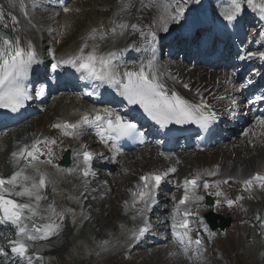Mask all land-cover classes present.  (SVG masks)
<instances>
[{"label":"snow or ice","instance_id":"snow-or-ice-1","mask_svg":"<svg viewBox=\"0 0 264 264\" xmlns=\"http://www.w3.org/2000/svg\"><path fill=\"white\" fill-rule=\"evenodd\" d=\"M248 4L258 8L264 14V0H261L259 4L254 3V0H248ZM129 7L130 5L123 4L122 10H127ZM19 9L21 13L25 12L23 0H19ZM64 10L68 11L67 8ZM183 11L184 9L180 8L175 15H168L171 20L176 21L179 20ZM240 12L241 7L238 0H232L231 7L225 10L222 16L228 24H232ZM10 20L13 25L11 30L16 32L15 25L18 23L16 16L11 15ZM161 20L163 30L167 32L168 21L163 16ZM0 23H3L2 13H0ZM154 26L155 24L152 25V27ZM4 27L7 28L8 24L5 23ZM116 27L121 30V34H124L128 29L133 32L138 31L136 24L117 23ZM94 35L95 33H93ZM141 35L146 44L154 45L157 38L154 31L149 30L147 34L141 32ZM86 47L87 44L83 45L77 54L60 61L59 64L72 67L76 72L81 73L85 79L98 81L100 85H107L109 88L115 89L117 95L122 97L128 105L139 106L151 120L161 127L174 123L177 125L195 124L201 129H207L216 120V113L203 99L198 103H191L175 90L167 87L162 74L156 69L154 56L129 70L125 65L116 62L119 61L124 50L98 54L96 46H93V50L85 54ZM253 57H258L264 61V52H250L247 57H241V59ZM35 63H37V55L31 42L22 46L19 37L13 39L6 34H0V108L16 112L30 99L24 81ZM59 64L52 65V70L55 71ZM183 86L188 87L187 84ZM43 94L44 89L40 88L37 91V96ZM88 95L97 96L99 93L92 91ZM261 100H264V96L250 100L249 103L254 104ZM84 126L94 127L101 142L105 144L111 142V147L116 151H119L116 142L121 138H134L138 135L134 123L108 108L97 110L91 116L84 114L76 123L65 121L52 125L53 128L60 129L63 135L73 138L79 137L80 129ZM252 127H259L264 130V115L256 116ZM248 134V130L243 133L245 136ZM141 142H143L142 138ZM55 143V140L37 139L30 145L20 146L17 151L11 153L14 171L7 178L0 176V222L14 226L16 229L15 238L8 242L10 252L13 257H17L21 261L27 258L28 264H31L34 255V253L30 254V249L33 248L35 242L49 240L52 236L57 235L61 228L57 221L64 219L63 212L58 211L53 202H47L49 198L44 192L47 180L45 174L37 167L38 163L52 164L51 159L47 161L41 159V156L45 154L51 157V149L49 148L45 153L41 146ZM79 155L82 157V174L87 177L90 175L89 165L93 159V153L82 145ZM175 171V167H169L166 171L150 172L139 177L137 190L131 195L133 207L136 204L141 205L137 209V215L142 220V225L131 230L128 237L129 241H139L150 231L146 213L151 209L156 198L155 194L162 181L169 173ZM218 172L219 168L212 171L197 170L194 174L186 177L182 184L178 185V187L183 188V196L172 210V237L173 242L186 255L191 251L190 259L203 260L204 254L203 242L199 235L193 238V230L188 219L192 215L189 205L192 203L198 205L204 199L202 195L198 194V189L201 186L205 192L212 188L216 189L214 195L223 197L229 207L241 199L239 196L235 200L228 199L220 190V184H227L228 179L217 180L213 184L204 179L205 176H216ZM239 182L242 183L245 191H250L254 182L260 187H264V175L256 174ZM125 206L127 207V205ZM177 216L181 218L177 220ZM257 219L260 218L257 217ZM261 226L264 227V222ZM205 230L207 229L205 228ZM4 255H6L5 249L0 248V256ZM35 259L42 260L43 257L35 255Z\"/></svg>","mask_w":264,"mask_h":264},{"label":"bare ground","instance_id":"bare-ground-1","mask_svg":"<svg viewBox=\"0 0 264 264\" xmlns=\"http://www.w3.org/2000/svg\"><path fill=\"white\" fill-rule=\"evenodd\" d=\"M28 0H25V8L28 5L27 3ZM88 1V0H87ZM48 4L45 5L48 9L49 8H53L51 6V4L49 3V1H47ZM79 5L78 0H76V5ZM122 5H123V0L120 4V9L118 10L119 12L122 11ZM77 9L79 7H76ZM43 9H40L39 11L35 10L34 12H24L21 13L20 9H19V0H1V5H0V13L3 14V23H0V29L7 31L9 33H13V37H19L22 41V44H26V40L28 38H30L31 36L38 38V35L36 34V32L30 30L28 28V24L31 22H35L38 26H40L43 23L46 22H50V19L53 18L54 19V24L56 23V19L57 17V11H53L51 14H46L45 16H42L41 11ZM14 15L17 18L18 23L15 25V27L17 28L16 32H13L11 29L13 27V25L11 24V20H10V16ZM66 20V19H64ZM8 24V27L5 28L4 24ZM99 23V22H98ZM53 24V25H54ZM50 25L49 28L51 30V26ZM56 25V24H55ZM54 25V26H55ZM65 25V23L63 21L60 22L59 26ZM56 29V27L54 28V30ZM85 33V32H84ZM82 33L78 38L74 37L72 34H68L64 40L65 44H70V46L66 47L64 49V51L61 54L60 57V61L67 59L68 57L75 55L78 53L79 49L87 44V47L89 48V51L93 50V45L89 42L90 40H95L98 38H95L92 34H89V36L87 37L86 33L84 34ZM42 34V32H41ZM84 34V35H83ZM83 35V36H82ZM22 36V38H21ZM114 36V35H113ZM112 36V38H113ZM97 50V49H96ZM98 52V50H97ZM86 54V53H85ZM59 61V62H60ZM59 64V63H58ZM61 64H59L60 67ZM172 65L170 62H168V66ZM186 67L183 66H177V71H179L181 73L182 78L185 81H188V78H194L197 76V72H193V75H191L190 73L186 72ZM202 85V81H199V86ZM215 91L214 86L209 87L208 89L204 90L205 95L209 96L211 98V100H213V96L212 93ZM57 102H59L58 107L56 105L53 106V115L50 116L49 120L46 119L44 122L45 124L43 125L42 130L40 131V134L35 136V140L39 139L42 140V138L46 135L49 134V131L55 132L56 128H53L52 125L56 124V123H61L64 122L65 120H69V119H73L75 117V114L78 110H83V111H89L90 108L85 106L84 104L80 103L78 100H76V97L74 98L73 96L69 95V94H64L61 97H58L56 99ZM215 102V100L213 101ZM57 109V110H56ZM37 112L40 111H44V108L41 107H37L36 108ZM72 112V113H71ZM30 125V124H29ZM55 129V130H54ZM95 129V128H94ZM96 130V129H95ZM13 134H16V130L13 132ZM60 135L61 134H56L54 133L53 138L49 139L48 141L51 140H55L56 139V146L58 145L59 141H60ZM243 138L242 143H244V146L240 145V142H235V143H231V147H233L230 157L228 158L226 156V154L224 152L220 153V163H218L216 168H219V172L218 174H221L223 172H226L228 175H234V174H240L242 176H246V171L248 168H253L255 166V164L257 163V161L255 160H248L245 157H247L249 154L247 153L246 156L243 154L242 152V148L245 149L247 147V145L250 143V141H253L252 137H250L249 135L245 136L243 135V133H241L240 135ZM80 140H77L76 138L72 141L69 142L67 145H64L62 147V149L67 150L70 154V157L72 160H74L76 154H77V149L79 148V144H80ZM52 144H49L47 146H43L44 147V152L46 153L47 151V147L51 146ZM55 148H52V156L49 157V159H52L54 157L53 151ZM192 151L190 150L188 152V154H191ZM143 156L142 161H135V164L137 165V167H141V169L143 170V174L146 173H150V172H156V171H166L169 167H167L166 162H164L163 160V156L159 154L157 151H151L149 150L148 155H149V160L150 162L147 163L146 159H145V153L141 154ZM234 156V158L232 159L231 156ZM168 156V155H165ZM175 158L180 159L182 162H184L185 164H183L186 168L187 171L184 173V177H189L190 175L194 174L198 169V167L196 168H190V165H192V162H194V157H188V158H183L181 157L180 154H175L174 155ZM244 157V158H242ZM249 159L253 158V155H250L248 157ZM76 161V160H74ZM141 163H145V165H140ZM151 163H153L152 165H150ZM135 166V165H134ZM116 167L118 169L124 170V168L121 165H116ZM136 167V166H135ZM170 167H175L176 171L174 173H169V175L167 177H170L171 175H177L178 172L180 171V169L178 168V166H174L171 164ZM65 168V167H63ZM128 168L132 169L133 168V164L129 163L128 164ZM40 171L43 172V174L45 172H49V171H54L51 168L47 167L44 171L42 168H39ZM58 169V168H57ZM0 170H2V168L0 167ZM59 170V169H58ZM68 173H70V171H68ZM47 180L49 177V180H53L51 177V174L45 173ZM118 178V176L116 175V179ZM115 180V179H114ZM211 180H215V178L211 179ZM61 182V181H60ZM59 183V182H58ZM57 183V186L61 187V185H59ZM106 183V181H105ZM57 186H49L48 188H46V190L50 193L51 191H53V193L55 194L58 191V187ZM82 186V185H81ZM115 187L119 188L118 182H115ZM99 188V187H98ZM104 188V186H103ZM170 189H172L173 191H175L176 193L180 194V197L183 196V188L182 187H178V185L176 183H171ZM201 190H202V186L200 189H198V194H201ZM220 190L223 192L224 191V186L222 184H220ZM213 191L215 192L216 189L212 188L210 189L209 193L213 194ZM68 195V196H67ZM73 195V191H71L70 187H66V189H62L60 192V196L61 198L58 200L59 202H55V207L57 208L58 211H62L63 215H64V219L62 221H57L58 223H60L61 228L59 230V233L55 236H52L48 241L49 243H46V245H50L51 247V254L58 256L59 254H63V256L65 255H71V247L74 245L75 241L71 238L73 236L72 230L68 227V218H66V215L64 214L63 211V207H68L71 205H78L81 200L77 197L71 199L70 197ZM214 195V194H213ZM205 196V195H203ZM206 196L211 199L213 201V203H217L216 199L211 195V194H206ZM217 197V196H215ZM164 198L167 199V202H169V208L172 211L174 208V205L176 203H178L179 200H177L174 196H170V195H166ZM218 199L222 200L223 197H217ZM154 203V202H153ZM192 204L189 205V207H191ZM183 207V206H182ZM136 216V214H132L130 217L128 218V222H127V226H126V231L128 232V234L130 235L131 230H133L132 227V222L131 219H134V217ZM116 217L119 221L123 220V218L116 213ZM136 218L138 219L139 222H142V220L139 218V216L137 215ZM181 217L177 216V220H179ZM190 218V216L188 217V219ZM90 220H94V223H96V221L98 222V220H96L95 216H92ZM68 227V228H67ZM99 226H96V228H98ZM92 228V226H91ZM6 228H2L0 227V242L3 243L5 237L8 236ZM64 231V233L62 234V232ZM100 232V230L95 231V229H91V233L88 234L89 237L94 238V236H96L98 233ZM243 233H245V231H243ZM62 235V237H60ZM171 236V233L168 234L167 238H169ZM167 238H164L161 243H165ZM59 239V240H58ZM58 240V241H57ZM52 241H56L55 243H52ZM153 243V242H152ZM130 246H125L122 248L123 251L127 250ZM91 247L89 245H87L86 250H90ZM157 259L160 260V257L157 255L156 257ZM2 264H12V263H4L2 262Z\"/></svg>","mask_w":264,"mask_h":264},{"label":"rangeland","instance_id":"rangeland-1","mask_svg":"<svg viewBox=\"0 0 264 264\" xmlns=\"http://www.w3.org/2000/svg\"><path fill=\"white\" fill-rule=\"evenodd\" d=\"M71 2H72V0H71ZM82 2H84V3H80L82 5V7L80 8V10L78 9V11L80 12V14L77 15V13H76V19L80 21L81 28L83 27V29L81 31H79L80 28L79 29L76 28V25H74V23L72 22V19L67 18L66 31L69 32V33H72L73 35H76V33H78V32L80 33L83 30H86L88 28L87 22L88 21H91V17H92L94 23H96V21H103L104 20V18H103L104 13H100L98 11L101 8L100 6L112 7L114 5V0H88V1L87 0H82ZM93 6H94V8H99V9H93L92 8ZM76 7H78V6H76ZM68 22H69V24H68ZM74 28L76 29L75 31H74ZM37 124L39 125V121H37ZM242 146H244V144ZM132 156H134V157L133 158L126 159L125 161L128 160L129 163H131V164H133L135 166H137L135 164V161L139 162V161H142V159H143L142 155H138V156L137 155H132ZM132 156H129V157H132ZM145 159L147 160L146 161L147 163L150 162L147 153L145 155ZM142 162H145V161H142ZM140 165H145V163H141ZM119 172L120 171L118 170L117 171V174L120 177H123L122 175H120ZM114 173H116V171ZM121 174H123V172H121ZM113 176H114V179H115L114 181L115 182H119L120 181L119 179L118 180L116 179V174H113ZM110 180L111 179L108 178V182H110ZM109 185H110V183H109ZM105 188H107L109 190L108 186H106ZM114 188H115V183L113 184V189ZM114 194H115V192H114ZM101 203L102 202H99L98 201L97 204H96V211L98 212V214L100 216V218H99V221H100L99 224L102 223L103 220H106V222L108 224H113V226L107 227V228H103V230L112 231V233H114L115 232L114 227L117 224L116 223L117 218H114L115 214L117 213L116 212V208L110 207V206H108V204L106 205L105 203H102V205L100 206ZM112 206H114V203L112 204ZM96 220H98V219L96 218ZM94 224H96V225H94V227L99 226L97 221ZM85 232H86L85 231V227L83 225L82 226H78L77 227V232L75 233V235L80 240L88 243L89 241H88V239L86 237ZM75 245H79L80 247H82L85 252L88 251V250H86V247L88 245L86 243H79V242H76L75 241L74 245L71 247V250L73 249V247ZM71 250H70V252H71ZM59 255H62L63 256V254H59ZM98 255H102V254H99L98 253ZM140 257H142V255H137L133 259V261L131 260L132 262L131 261H127V262H124V263H120V261H117V264H134L138 260H141ZM162 257H163V255H161V260H162ZM183 257H184V255H182L179 259L178 258H175V263H174V261H171L170 264H187L186 261L183 260ZM91 258H93L94 261H88V260L85 259V264H102L103 259H99L101 257H98V258L91 257ZM150 258H149V260H150ZM157 260H159V259H156L154 257L153 259H151V262L152 263H149V262H146V261H143V260H141V262H142V264H164V263H161V262H159ZM107 261L110 262L111 259H109ZM76 262H77V258H76V260H72L70 258H65L62 261V264H77Z\"/></svg>","mask_w":264,"mask_h":264}]
</instances>
